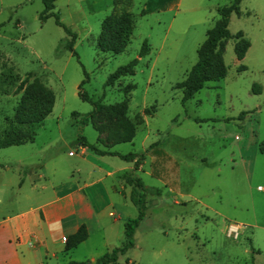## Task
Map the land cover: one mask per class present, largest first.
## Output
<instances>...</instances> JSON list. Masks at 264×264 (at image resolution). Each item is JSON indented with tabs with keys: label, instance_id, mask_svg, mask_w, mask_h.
<instances>
[{
	"label": "rangeland",
	"instance_id": "374dc122",
	"mask_svg": "<svg viewBox=\"0 0 264 264\" xmlns=\"http://www.w3.org/2000/svg\"><path fill=\"white\" fill-rule=\"evenodd\" d=\"M230 2L55 0L50 11L58 25L55 15L38 18L41 0H0V128L6 117L14 116L23 91L34 92V77L54 97L51 112L31 125L32 142L0 147V179L12 180L19 164L62 157V152L72 165L75 156L67 152H77L78 135L104 148L106 132L99 135L94 127H122L108 109L121 105L116 112L134 124V135L109 149L141 155V160L134 169L133 161L110 159L130 165L133 177L159 194L145 192L133 246L116 264H264V0H241L238 12L229 15V33L241 32L250 46L241 61L235 59V38L230 37L222 52V78L205 82L184 103L176 86L196 61V48L218 18L217 8ZM120 12H127L132 24L124 50L114 55L99 51L102 18ZM63 27L74 34L71 50ZM143 40L149 52L138 58L132 75L105 84L116 67L137 58ZM128 84L133 87L125 91ZM78 92L106 107L85 124L81 117L93 105ZM23 107H32V102ZM155 145L165 148L161 167L155 162ZM190 177L193 197L167 189L189 188ZM125 191L129 198L131 186ZM125 203L123 211L113 210L121 221L128 218L122 212L137 215L133 203ZM228 223L240 226L235 240L225 235Z\"/></svg>",
	"mask_w": 264,
	"mask_h": 264
},
{
	"label": "crops",
	"instance_id": "0c3cea01",
	"mask_svg": "<svg viewBox=\"0 0 264 264\" xmlns=\"http://www.w3.org/2000/svg\"><path fill=\"white\" fill-rule=\"evenodd\" d=\"M111 145L106 149L111 151ZM157 146L152 150L161 167L165 148ZM62 154L19 164L13 181L0 179V264H99L102 254L116 247L121 238L120 245L124 242L125 220L115 218L113 210H122L130 201L125 191L126 187L130 191V185L124 180L130 165L117 164L110 158L118 156L98 155L80 144L76 153L67 152V156H75L72 165ZM186 184L189 188L167 189L191 198V177ZM177 200L174 203H179ZM80 225L85 227V239L66 250V237ZM122 254L117 255L115 264Z\"/></svg>",
	"mask_w": 264,
	"mask_h": 264
},
{
	"label": "trees",
	"instance_id": "16d2710c",
	"mask_svg": "<svg viewBox=\"0 0 264 264\" xmlns=\"http://www.w3.org/2000/svg\"><path fill=\"white\" fill-rule=\"evenodd\" d=\"M41 1L44 7L39 13L38 18L40 20H44L49 15H55L50 11L53 8V2L55 0ZM240 1L241 0H231L228 5L217 8L218 18L214 21L213 25L206 30L203 41L196 48V61L188 69L184 79L176 83L177 88L181 90V103L190 99L195 92L203 87L205 82L217 81L225 75L226 68L223 63L222 52L227 39L230 37L235 38L233 46L235 59L240 60L243 57L249 43L242 38L241 32H236L234 35H231L227 28L229 15L231 12H238V4ZM55 23L61 25L57 15H55ZM63 29L70 36V40L66 46L69 50H71L74 34H72L65 27H63ZM131 30V19L127 12H120L118 14L110 13L106 15L100 22L99 32L96 37V48L99 51L108 52L113 55L121 53L129 39ZM148 52L149 46L146 43V40H143L140 44L137 58H133L128 63L116 67L107 76L105 84L111 85L121 76L132 75L138 58L147 55ZM25 81L26 78L20 80L16 86L17 91L23 88ZM84 81L85 80H82L78 87H80ZM30 86H33L32 88L34 92H28L26 90L23 91L21 102L16 108L14 116L11 119L6 117V126L0 128V147L32 142L34 138V131L31 125H37L51 112L54 101L52 91L43 85L36 77L32 79ZM132 87V84H128L124 87V90H130ZM78 95L82 99L90 101L93 105L92 110L81 117L82 124H85L87 120L93 117V115L100 109L106 108L97 102L90 100L89 97L81 92H78ZM27 102H32V107L24 110L23 104ZM21 106L23 107L22 109L20 108ZM120 106L121 105H110L108 109L118 115L117 117L120 119L122 127H94L98 131L99 135L103 133V131L106 132L103 142L104 148H99L94 143H88L82 135H78L77 142L82 147L89 149L95 154L115 155L122 160L133 161L134 169H136L140 163L141 155H137L135 153L119 154L118 152L106 149L111 144L131 141L134 135V124L130 123L127 119H125V117L121 116L120 112H116L117 108H120ZM71 114L72 116H76L77 113L72 112ZM100 139V136H98L97 140L99 142ZM124 180L131 186L129 200L137 208V215L135 217H128L125 219L123 225L124 242L102 254L97 259L99 264H115L117 255L125 253L130 247H132L133 230L143 216L145 192L148 191L156 195L159 194V189L144 186L139 178L133 177L132 172L127 173ZM85 237V227L84 225H80L74 233L66 237L64 244L65 249L68 250L72 248L85 239ZM66 264L83 263L68 262Z\"/></svg>",
	"mask_w": 264,
	"mask_h": 264
},
{
	"label": "built area",
	"instance_id": "2783aa9c",
	"mask_svg": "<svg viewBox=\"0 0 264 264\" xmlns=\"http://www.w3.org/2000/svg\"><path fill=\"white\" fill-rule=\"evenodd\" d=\"M236 137V136H235ZM240 226L236 223H228L225 230V235L231 239H237Z\"/></svg>",
	"mask_w": 264,
	"mask_h": 264
},
{
	"label": "water",
	"instance_id": "95a60500",
	"mask_svg": "<svg viewBox=\"0 0 264 264\" xmlns=\"http://www.w3.org/2000/svg\"><path fill=\"white\" fill-rule=\"evenodd\" d=\"M88 264V263H87Z\"/></svg>",
	"mask_w": 264,
	"mask_h": 264
}]
</instances>
